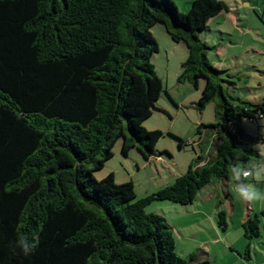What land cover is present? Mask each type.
I'll return each mask as SVG.
<instances>
[{"label": "trees", "instance_id": "16d2710c", "mask_svg": "<svg viewBox=\"0 0 264 264\" xmlns=\"http://www.w3.org/2000/svg\"><path fill=\"white\" fill-rule=\"evenodd\" d=\"M230 11L221 0H195L185 14L173 0H0V264H191L176 253L171 225L146 208L192 205L208 185L234 183L230 165L262 156L254 145L263 139L242 119H264V101L231 96L208 60L217 47L199 38ZM158 23L187 45L179 80L196 89L205 81L196 109L214 103L216 122L198 126L200 152L183 176L137 200L132 182L94 172L119 139L125 156H156L164 134L143 124L164 91L153 64ZM217 222L227 231L225 211ZM260 227L248 218L245 238ZM21 233L38 245L27 256Z\"/></svg>", "mask_w": 264, "mask_h": 264}, {"label": "rangeland", "instance_id": "374dc122", "mask_svg": "<svg viewBox=\"0 0 264 264\" xmlns=\"http://www.w3.org/2000/svg\"><path fill=\"white\" fill-rule=\"evenodd\" d=\"M193 1L195 0H173L180 13L184 14L190 10L188 3ZM221 1L231 11L214 18L209 27L199 34V38L209 46L217 47L208 52V60L223 70L224 87L229 94L254 104H262L264 0ZM151 32L159 44V53L153 57V64L164 91L157 102V110L143 126L148 131H160L164 134L156 146V156L146 160L137 149L125 156L122 153V139H119L113 149V158L106 162L103 169L94 172L97 180L113 174L119 185L132 182L137 200L173 185L177 178L183 176L196 159V152H199L198 126L216 122L214 103L207 105L202 112L196 109L205 81L201 79L199 89L196 90L188 81L179 80L182 64L189 56L187 45L184 42H174L161 23L156 24ZM242 124L251 137H261L264 141V119L258 118V122L252 123L243 118ZM207 129L205 127L203 130ZM180 140L184 142L182 148L179 146ZM254 146L264 155V143ZM215 150L216 148L213 152ZM216 186L215 192L216 187L211 186L200 194L193 205L154 202L146 208V212L164 217L172 227H177L174 235L176 253L181 257H185L183 248L186 246L191 248L196 258L204 252L209 253L207 243L210 241L213 250L209 254L212 257L225 258L226 254L234 258V264H248L241 257H245L247 247L251 244L249 255L254 262L261 264L264 261V238L248 241L241 223L248 213L252 217L258 216L264 235V201H243L235 192L234 183L229 185L228 193V189L221 184ZM257 188L264 192V187ZM213 193L215 197H211ZM222 210L227 212L228 229L225 233L219 229L217 222L218 212ZM217 232L223 239L221 244L215 242ZM213 262L218 264L219 260Z\"/></svg>", "mask_w": 264, "mask_h": 264}, {"label": "clouds", "instance_id": "9594fccd", "mask_svg": "<svg viewBox=\"0 0 264 264\" xmlns=\"http://www.w3.org/2000/svg\"><path fill=\"white\" fill-rule=\"evenodd\" d=\"M230 179L235 183V192L243 201H264V192L256 186L257 183L264 182V155L255 160L238 161L230 165ZM16 246L27 256L38 245L27 234L21 233Z\"/></svg>", "mask_w": 264, "mask_h": 264}, {"label": "crops", "instance_id": "0c3cea01", "mask_svg": "<svg viewBox=\"0 0 264 264\" xmlns=\"http://www.w3.org/2000/svg\"><path fill=\"white\" fill-rule=\"evenodd\" d=\"M188 5H191V3H188ZM200 86V85H199ZM196 89V88H195ZM199 89V88H198ZM198 89H196V90H198ZM242 126H243V124H242ZM246 131V130H245ZM247 132V131H246ZM264 143V142H263ZM197 147H198V145H197ZM257 149V148H256ZM259 152H260V154H261V150H259V149H257ZM196 152V151H195ZM199 152H200V150H199ZM199 152L197 153L196 152V156L199 154ZM262 155V154H261ZM254 183H256L255 181H253ZM217 184H221L222 185V187L223 188H227L228 190H227V193L229 192V185H231V182H229V181H220V182H214V183H212V184H210V185H208L205 189H203L201 192H199V194H198V196H197V198L199 197V195L200 194H203V192L205 191V190H207V189H209L211 186L213 187V186H215L216 187V189H214V192L217 190ZM256 186L257 187H264V183L262 182V183H258V184H256ZM214 196V193L213 194H211V197H213ZM215 197V196H214ZM197 200V199H196ZM193 205V204H192ZM190 206V205H189ZM250 211H252V210H249V212ZM227 213V212H226ZM264 214V213H263ZM256 217V216H255ZM248 218H253L251 215H250V213H248V215L245 217V218H243V221H242V227H243V224L247 221V219ZM259 218V217H258ZM261 221V220H260ZM262 223V222H261ZM172 227V226H171ZM219 227V226H218ZM173 228V232H174V235H175V232H176V230H177V227H172ZM219 229L221 230V231H223L220 227H219ZM225 232H227V231H223V233H225ZM179 234H181V232L179 231ZM264 238V235L262 234V231H261V235H260V237H258V238H256V239H254V240H261V239H263ZM215 242L217 243V244H221V243H223V239L220 237V235L218 234V232H217V239L215 240ZM212 242H208L207 243V245L209 246V253H211V251L213 250V248H212V246L210 245ZM232 250H234V249H232ZM235 251V250H234ZM183 252H184V256L185 257H182V258H185V259H189L190 257H192L193 256V261L191 262V264H200V263H202V262H205L206 260H208L209 261V264H215L213 261L214 260H219V262H218V264H234V258L233 257H229V256H227L226 254H225V258H218V257H212V255L211 254H209V253H203V255H201V256H199L198 258H196L193 254H192V251H191V248L190 247H188V246H186L185 248H183ZM224 253V252H223ZM189 254H191V255H189ZM186 256H188L187 258H186ZM241 256V255H240ZM242 259H244L246 262H248V264H257L256 262H254L253 261V259H252V256L251 255H249V257H241ZM242 263H243V261H242ZM261 264H264V261L261 263Z\"/></svg>", "mask_w": 264, "mask_h": 264}]
</instances>
